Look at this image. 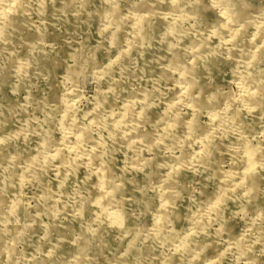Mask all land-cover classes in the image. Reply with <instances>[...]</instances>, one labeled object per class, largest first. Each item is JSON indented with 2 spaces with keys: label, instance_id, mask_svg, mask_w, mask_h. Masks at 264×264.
<instances>
[{
  "label": "clouds",
  "instance_id": "1",
  "mask_svg": "<svg viewBox=\"0 0 264 264\" xmlns=\"http://www.w3.org/2000/svg\"><path fill=\"white\" fill-rule=\"evenodd\" d=\"M0 264H264V0H0Z\"/></svg>",
  "mask_w": 264,
  "mask_h": 264
}]
</instances>
